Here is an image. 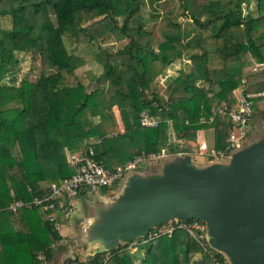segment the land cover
Returning <instances> with one entry per match:
<instances>
[{"label":"trees","instance_id":"obj_1","mask_svg":"<svg viewBox=\"0 0 264 264\" xmlns=\"http://www.w3.org/2000/svg\"><path fill=\"white\" fill-rule=\"evenodd\" d=\"M162 1L0 0V264H53L54 247L63 236L48 213L19 208L12 214L8 207L43 194L47 183L71 177L70 154L91 145L94 158L113 170L142 152L173 150L174 140L197 142L206 130L212 131L215 148L223 149L231 122L227 115L210 122L211 108L235 106L241 87L245 95L259 92L255 85L264 82V70H246L264 67V0H180L181 14L190 18L188 27L171 13H162L156 22ZM143 2L151 9L148 18L141 13ZM203 11L208 15L201 21ZM6 15L11 18L9 29L1 24ZM150 21L155 22L146 28ZM65 35L75 45L99 47L97 59L109 91L88 90L79 81L65 83L80 64L67 51ZM109 38L125 43L108 52L100 42ZM20 54L39 58L35 81L23 78L16 84L13 71ZM215 57L219 66L211 64ZM183 58L188 68L171 80L164 99L153 85ZM58 84L64 87L55 88ZM251 86L257 92L250 93ZM250 99L252 109L264 116L261 98ZM115 110L123 128L118 132ZM142 111L158 116L159 125L141 127ZM248 131L245 143L251 140ZM101 190L109 193L108 188ZM63 221L61 214L57 222ZM128 246L110 251L105 259L107 253L86 260L74 254L62 264H138ZM216 256L224 260L222 254ZM139 264L212 261L190 234L176 229L170 237L151 240Z\"/></svg>","mask_w":264,"mask_h":264},{"label":"water","instance_id":"obj_2","mask_svg":"<svg viewBox=\"0 0 264 264\" xmlns=\"http://www.w3.org/2000/svg\"><path fill=\"white\" fill-rule=\"evenodd\" d=\"M259 126V136L225 162L197 166L190 154L176 155L158 171L127 176L116 196L92 204L84 238L59 264L77 248L94 257L192 219L204 223L207 245L228 264H264V120Z\"/></svg>","mask_w":264,"mask_h":264},{"label":"rangeland","instance_id":"obj_3","mask_svg":"<svg viewBox=\"0 0 264 264\" xmlns=\"http://www.w3.org/2000/svg\"><path fill=\"white\" fill-rule=\"evenodd\" d=\"M251 7L254 9V1L251 2ZM202 12V9H200ZM157 12L159 13V17L157 21L162 19V13H171L172 15H176L178 21L181 23L183 27L189 26L190 18L189 16H185L181 14L180 9V0H163L160 4L157 5ZM246 11H244L245 13ZM141 13L144 18H148L151 14V9L148 7L147 3L143 2L141 7ZM195 13V11H194ZM196 14V13H195ZM207 13L203 11V15L200 16L201 21L207 18ZM93 17H89V21H92ZM10 16L6 15L1 18V24L4 29L10 28ZM153 22L150 21L147 27H151ZM64 43L67 48V51L71 53L74 58H78L80 61L79 66L76 68L74 74L72 76H67V80L65 83L73 84L77 81L83 83L88 90H93L95 88H104L109 91L107 87V82L103 78L102 75V64L97 59V54L99 53V47L95 44L92 45H75L74 40L69 37V35L64 36ZM125 42H114L112 38L106 39L103 42H100L101 49H106L108 52H115L121 46H123ZM199 50H192V52H198ZM213 66H219L220 61L218 58H214L212 61ZM188 61L186 58L176 60L171 66H169L165 72L156 80V83L153 85V90L157 91L162 98H166L169 92V88L172 83L171 80L177 76L180 69L187 70ZM264 67H255L247 69V74H259L264 69ZM41 71V65L38 57H32L30 54H20L18 55V65L14 69L13 74L15 78L16 84H18L23 78H26L30 81H35L39 76ZM64 84H58L55 88H62ZM255 87L258 88L257 91L264 90V82L256 84ZM242 88V87H241ZM250 93H255L257 91H251L254 89L251 86ZM239 90V89H238ZM238 91H236L237 93ZM262 105H264V99L261 98L260 101ZM113 114L116 115V110L113 111ZM264 120V116L258 115L257 111L253 108V119L250 127L248 128L249 135L251 140L256 139L260 133L259 121ZM115 131L118 132L122 130V124L119 120V117L115 116ZM201 139L205 140L209 145L213 143V133L211 130H206L202 134L199 135L197 141ZM249 143V142H248ZM247 143H244V145ZM174 148L177 150H185V154H190L193 163L197 166H204L209 164V160L204 156L198 154L197 151V142H187V141H173ZM243 145V146H244ZM163 162H155L150 164L146 169L143 170L145 172H155L158 171L161 164ZM123 181L118 184L116 192H119L122 189ZM83 194L72 195L64 200L65 207L68 208V211L63 214L64 221L60 224L61 226V236H63V240L60 242L58 246L54 247V258L56 259L55 264L60 263L61 254H65L73 247L79 243L84 238V227L88 224L89 219L92 215L93 207L92 204L95 203H103L109 201L112 197L116 196V194L110 193H102L101 188H85L81 189ZM143 240V239H140ZM149 243H144L142 245L137 246L134 250V247L128 246V250L134 254L137 259V263L139 264L144 250L148 246ZM91 249L88 247L77 248L74 250V254L79 257L81 260H86ZM108 257V253L103 256L105 259ZM197 257V256H196Z\"/></svg>","mask_w":264,"mask_h":264},{"label":"built area","instance_id":"obj_4","mask_svg":"<svg viewBox=\"0 0 264 264\" xmlns=\"http://www.w3.org/2000/svg\"><path fill=\"white\" fill-rule=\"evenodd\" d=\"M245 87L237 90V104L227 106L221 104L212 107L210 110L209 121L217 115H227L231 122V129L225 138V147L223 149L215 148L214 144L209 145L205 140L197 141L198 154L204 156L209 162H225L231 153L242 147L247 137L248 126L251 123L253 109L250 98L258 97L264 99V90L252 95H245ZM158 116L151 114L149 111H142L139 114V125L143 128H156L159 125ZM201 122H205L204 119ZM174 148L173 150L165 147L159 151L142 152L133 159L127 161L113 170L105 166L94 158L93 146L89 145L84 151L76 152L69 155V162L74 167V174L60 182L47 183L43 188V194L35 196L30 201L16 200L12 202L8 210L16 214L19 208H40L48 213L49 222L53 225L55 231L61 234V226L57 218L67 212L64 200L69 196L75 195L76 191L85 188H108L110 194H115L118 184L126 179L132 173H143L150 164L155 162H164L174 158L176 155H184ZM176 229H181L190 234L202 249L208 253L212 264H228L226 258L221 261L215 250L211 249L206 242V228L203 222L192 219L186 222L171 221L165 225L159 226L148 232L143 240H135L128 244L134 247L151 240L167 236L170 237ZM41 259V256H39ZM105 264V261L102 263Z\"/></svg>","mask_w":264,"mask_h":264},{"label":"crops","instance_id":"obj_5","mask_svg":"<svg viewBox=\"0 0 264 264\" xmlns=\"http://www.w3.org/2000/svg\"><path fill=\"white\" fill-rule=\"evenodd\" d=\"M255 68V67H254ZM253 68V69H254ZM121 131V130H120ZM91 253H92V250H91V252H89V254H88V256H90L91 255ZM63 254H61V256H62ZM60 261H61V259H60ZM55 262H56V259L53 257V264H55Z\"/></svg>","mask_w":264,"mask_h":264},{"label":"flooded vegetation","instance_id":"obj_6","mask_svg":"<svg viewBox=\"0 0 264 264\" xmlns=\"http://www.w3.org/2000/svg\"><path fill=\"white\" fill-rule=\"evenodd\" d=\"M63 255H64V254H63ZM63 255H62V256H60V259H62ZM60 259H59V260H60Z\"/></svg>","mask_w":264,"mask_h":264}]
</instances>
